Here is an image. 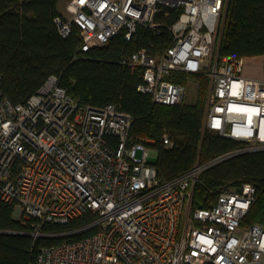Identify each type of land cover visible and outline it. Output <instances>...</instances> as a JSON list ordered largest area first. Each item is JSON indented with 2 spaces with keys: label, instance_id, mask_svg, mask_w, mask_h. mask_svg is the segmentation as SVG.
<instances>
[{
  "label": "built area",
  "instance_id": "built-area-1",
  "mask_svg": "<svg viewBox=\"0 0 264 264\" xmlns=\"http://www.w3.org/2000/svg\"><path fill=\"white\" fill-rule=\"evenodd\" d=\"M226 0H71L54 21L62 36L78 29L82 50L139 27L158 26L165 8L180 9L162 53L138 49L122 60L140 68L137 90L163 105L180 103L187 85L170 76L210 79L204 130L244 143L166 179L134 141L133 116L110 103L81 104L50 75L24 103L3 91L0 73V199L29 234L64 236L41 246L30 264H264V223L242 226L257 196L250 182L222 188L216 201L192 209L201 172L235 153L264 150V80L242 74L243 58L214 48ZM163 143L170 144L167 134ZM143 150L141 158L137 151ZM90 214L87 223L65 226ZM93 229L77 239L75 234Z\"/></svg>",
  "mask_w": 264,
  "mask_h": 264
},
{
  "label": "trees",
  "instance_id": "trees-1",
  "mask_svg": "<svg viewBox=\"0 0 264 264\" xmlns=\"http://www.w3.org/2000/svg\"><path fill=\"white\" fill-rule=\"evenodd\" d=\"M58 0H0V73L4 94L14 103H24L50 75L81 104H114L130 113V134L157 152L155 164L166 179H174L191 169L197 161L236 150L244 143L206 130L204 119L209 86L207 77L191 75L199 81L194 103L158 104L149 94L137 90L142 70L131 71L122 60L138 49L162 53L171 43L169 26L180 9L165 8L157 16L158 26L139 27L131 39L119 34L103 45L82 50V39L74 28L62 36L54 19L61 16ZM264 54V0H229L219 57H244ZM189 76H170L186 83ZM204 132V135H203ZM167 134L170 144L163 143ZM243 182L254 184L257 196L241 221L242 226L264 223V150L243 151L221 159L207 168L196 183L192 209L216 201L222 188H239ZM14 206L0 199V264H30L37 250L57 244L64 236L29 234L31 221L14 217ZM84 214L69 224H46L44 231H64L87 223ZM93 229L75 234L77 239Z\"/></svg>",
  "mask_w": 264,
  "mask_h": 264
},
{
  "label": "rangeland",
  "instance_id": "rangeland-1",
  "mask_svg": "<svg viewBox=\"0 0 264 264\" xmlns=\"http://www.w3.org/2000/svg\"><path fill=\"white\" fill-rule=\"evenodd\" d=\"M71 0H58L57 1V9L59 11H61L62 13H65V9L67 4L70 2ZM223 19H221L220 22V28L222 29L223 26V21H224V17H222ZM218 47H219V42H216L215 48H214V55L216 56L217 51H218ZM201 76L207 77L204 74H200ZM208 78V77H207ZM187 85L186 88V93L184 95V98L182 101L186 102V103H194L196 101L197 98V91H198V85H199V81L196 78H191L190 76L187 77L186 79H184ZM209 80V86H208V90H207V97H206V106H207V101H208V96L210 93V79ZM143 155V150L139 149L137 151V157L141 158ZM230 156V155H229ZM228 157V156H227ZM226 158V157H225ZM224 159V158H223ZM147 161L149 163H156L157 161V152L154 149L149 148L148 149V155H147ZM232 189H235L233 187H231Z\"/></svg>",
  "mask_w": 264,
  "mask_h": 264
},
{
  "label": "crops",
  "instance_id": "crops-1",
  "mask_svg": "<svg viewBox=\"0 0 264 264\" xmlns=\"http://www.w3.org/2000/svg\"><path fill=\"white\" fill-rule=\"evenodd\" d=\"M228 6H229V0H226L224 12H223V17H224L223 26H222V29L219 28V33L217 36V41L219 42L220 45H221V41H222V37H223V31H224V25H225V21H226L227 12H228ZM60 13H61V15H64V16L67 15L66 9H65V13H62L61 11H60ZM220 45L218 47L219 49H220ZM219 49H218V52H219ZM224 56H227V55H224ZM229 56H233V55H229ZM241 58H243L242 74L245 77L264 80V54L244 56ZM151 149H153V148H151Z\"/></svg>",
  "mask_w": 264,
  "mask_h": 264
},
{
  "label": "water",
  "instance_id": "water-1",
  "mask_svg": "<svg viewBox=\"0 0 264 264\" xmlns=\"http://www.w3.org/2000/svg\"><path fill=\"white\" fill-rule=\"evenodd\" d=\"M220 45V44H219ZM219 49V48H218ZM204 132H205V130H204ZM204 132H203V135H204Z\"/></svg>",
  "mask_w": 264,
  "mask_h": 264
}]
</instances>
